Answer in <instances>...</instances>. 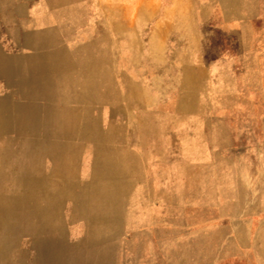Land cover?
Here are the masks:
<instances>
[{
    "label": "rangeland",
    "instance_id": "obj_1",
    "mask_svg": "<svg viewBox=\"0 0 264 264\" xmlns=\"http://www.w3.org/2000/svg\"><path fill=\"white\" fill-rule=\"evenodd\" d=\"M157 2L71 13L109 68L78 137L46 139L76 150L68 185L23 187L44 141L0 138V264H264V0Z\"/></svg>",
    "mask_w": 264,
    "mask_h": 264
},
{
    "label": "crops",
    "instance_id": "obj_2",
    "mask_svg": "<svg viewBox=\"0 0 264 264\" xmlns=\"http://www.w3.org/2000/svg\"><path fill=\"white\" fill-rule=\"evenodd\" d=\"M94 1L0 0V138L43 139L44 144L38 146V154L49 155L52 162L47 174L39 167L32 174L29 166L23 167V187L61 185L63 177L69 181H65L66 185L72 182L67 174H62V169L76 163V150L71 145L48 146L45 142L46 139L47 142L51 139L55 142L57 138L78 137L77 111L73 107L95 104L90 94L94 88L90 85L94 83L91 75H104L108 71L109 65L104 62L101 65L88 62L92 56L81 49L79 43L91 40L85 33L86 24L79 29L69 23L73 11L87 17L88 12L85 11L94 8ZM148 1L149 4L145 5ZM108 2L102 0L103 9H108ZM137 3L144 9L156 11L158 7L157 0H137ZM152 17L148 18L149 22ZM121 21L118 20L119 25L123 24ZM157 32H154L156 37ZM157 40L151 47L156 58L162 55L158 53ZM105 56L108 64L109 56ZM194 69L205 75L203 67ZM191 70L192 67L186 66L183 71L182 84L188 89ZM109 134L103 130L93 133L92 137ZM32 212L39 215L40 210L37 207Z\"/></svg>",
    "mask_w": 264,
    "mask_h": 264
}]
</instances>
